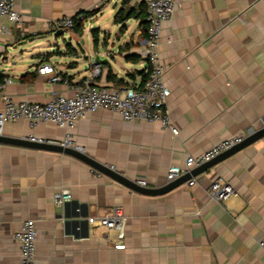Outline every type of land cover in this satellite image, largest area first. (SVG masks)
<instances>
[{"label":"crops","instance_id":"obj_1","mask_svg":"<svg viewBox=\"0 0 264 264\" xmlns=\"http://www.w3.org/2000/svg\"><path fill=\"white\" fill-rule=\"evenodd\" d=\"M14 1L21 24L9 34L0 31V83L8 81L4 91L13 101L45 104L54 93L71 95L94 67V85H142L141 0ZM176 1L158 48L176 134L107 111L79 120L70 132L87 158L148 189L169 184L167 170L183 169L188 157L264 128V0ZM121 9L127 17L117 24ZM79 14L89 15L80 33L63 32L62 48L46 41L63 34L54 33V22ZM34 40L41 42L32 50L14 53ZM43 65L62 82L39 74ZM65 133L51 124L18 122L7 124L2 136L61 144ZM191 180L192 186L146 196L70 156L0 144V264H19L14 236L25 220L35 222V264H264L258 245L264 236V137ZM216 180L233 189L224 204L207 195ZM60 192L71 195L63 206L53 201ZM112 207L128 217L121 237L88 223Z\"/></svg>","mask_w":264,"mask_h":264},{"label":"built area","instance_id":"obj_2","mask_svg":"<svg viewBox=\"0 0 264 264\" xmlns=\"http://www.w3.org/2000/svg\"><path fill=\"white\" fill-rule=\"evenodd\" d=\"M141 1L145 6L146 29L145 35L140 41L139 54L147 64V72L140 87L104 88L94 85V78L99 74V69L94 67L86 81L73 87L71 95L54 93L49 102L36 104L13 101L4 91L5 84L8 82L4 80L0 83V102L2 103L0 136H2L5 126L10 123L25 122L30 128H35L40 124H51L66 132L60 145L81 151V148L72 144L70 132L76 127L79 120L99 111L116 114L127 123L159 124L163 129L176 134V131L171 127L166 109L170 90L164 83L167 70L160 59L158 48L162 25L170 20L178 4L176 0ZM79 19H81L80 16ZM21 21L19 13L15 10V1L0 0L1 33L9 34L13 27L20 26ZM73 25V18L66 17L54 22L52 28L55 34H61L72 30ZM38 73L41 75L53 74L50 78L51 83L62 82V79L54 74L51 66L39 67ZM245 138V136L239 135L223 139L200 155L188 157L183 169L177 166L170 167L167 170L166 182L171 183L192 169L206 164L241 144ZM28 140L44 142L33 137ZM187 184L192 186L194 182L190 180ZM138 185L146 187L145 182H139ZM232 194V187L218 180L214 181L207 190L209 199L217 204H224ZM70 199L71 195L68 192H60L53 197L54 204L57 206H63ZM127 220L128 217L120 207H112L99 215L90 216L88 223L93 227H102L107 231L117 232L121 237ZM36 236L35 222L33 220L23 221L14 236L19 246V264H35ZM258 245L264 251V236Z\"/></svg>","mask_w":264,"mask_h":264},{"label":"water","instance_id":"obj_3","mask_svg":"<svg viewBox=\"0 0 264 264\" xmlns=\"http://www.w3.org/2000/svg\"><path fill=\"white\" fill-rule=\"evenodd\" d=\"M95 62H98V60H95ZM264 137V128L258 132H255L249 136H247L244 141L229 149L228 151L222 153L220 156L214 158L213 160L207 162L206 164L193 169L189 174H186L184 176H181L179 179L163 186L157 189H148V188H140L126 180L124 177L120 176L117 172L113 171L112 169L105 167L101 164L95 163L89 158H87L84 154H82L79 150H76L74 148H70L67 146H62L60 144H54V143H48V142H36V141H30L28 139H17V138H10L6 136H0V144L8 145V146H14V147H21L26 149H33V150H40V151H47L52 153H58L63 154L66 156H70L76 160H79L80 162L88 165L89 167L97 170L98 172L104 174L108 178L114 180L117 183L122 184L123 186L146 196H157V195H163L166 194L173 189L179 187L180 185L184 183H188L192 178L205 173L208 171L212 166H214L216 163L226 159L227 157L233 155L234 153L240 151L241 149L251 145L255 141L261 139Z\"/></svg>","mask_w":264,"mask_h":264},{"label":"rangeland","instance_id":"obj_4","mask_svg":"<svg viewBox=\"0 0 264 264\" xmlns=\"http://www.w3.org/2000/svg\"><path fill=\"white\" fill-rule=\"evenodd\" d=\"M89 23L90 22H85L84 23L85 28H88ZM67 39L68 38L66 36V33H63L62 36L51 37V38H49L46 41H49L50 44L56 43V45L58 47L62 48V45H63L62 42H63V40L67 41ZM42 41H44V40H42ZM40 42H41L40 40H34V41L30 42V43L29 42H25L24 44H21V45L17 46L16 49H15V51H14V53L16 55L23 54L24 51L26 52L28 50H32V48L34 46H36L38 43H40ZM54 49H56V48L54 47ZM40 52H43V50H41Z\"/></svg>","mask_w":264,"mask_h":264},{"label":"trees","instance_id":"obj_5","mask_svg":"<svg viewBox=\"0 0 264 264\" xmlns=\"http://www.w3.org/2000/svg\"><path fill=\"white\" fill-rule=\"evenodd\" d=\"M126 1H127V0H126ZM126 1H125V2H126ZM125 2H124V4H125ZM88 15H89V14H82V15L79 14V15H77V16H73L72 18H73V20H74V25H73L72 30L75 31L76 33H80L81 30H82V23L87 19ZM79 16L81 17V19H79ZM126 17H127V16L124 15L123 10L121 9V10L117 13L116 17L114 18V22L117 23V24H120V23H122V22L124 21V19H125ZM142 22H143V21H142ZM94 43H95V39H94ZM133 59H134V58H133ZM108 78L111 79V80H113V82H114V77H112L111 75H108ZM115 82L120 83V82H122V81H120V80H119V81L116 80Z\"/></svg>","mask_w":264,"mask_h":264}]
</instances>
